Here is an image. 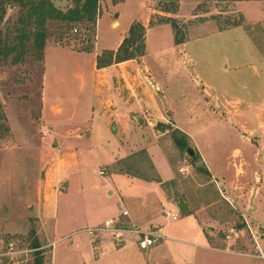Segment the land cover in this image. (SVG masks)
Masks as SVG:
<instances>
[{"label":"rangeland","instance_id":"374dc122","mask_svg":"<svg viewBox=\"0 0 264 264\" xmlns=\"http://www.w3.org/2000/svg\"><path fill=\"white\" fill-rule=\"evenodd\" d=\"M132 18L142 53L124 64L74 52L96 35L106 59ZM83 27L50 20L42 57L0 53V264H51L62 240L86 264H264V0H99ZM122 211L140 232L95 263L88 230Z\"/></svg>","mask_w":264,"mask_h":264},{"label":"trees","instance_id":"16d2710c","mask_svg":"<svg viewBox=\"0 0 264 264\" xmlns=\"http://www.w3.org/2000/svg\"><path fill=\"white\" fill-rule=\"evenodd\" d=\"M70 1L71 3L63 9L58 7L52 0H0V22L3 20L6 9L10 4L19 7V15L16 20L17 26L14 28L13 35L0 39L2 57L8 58L11 54H14V56L21 58L29 42L32 43L39 57H42L49 36L47 22L50 20L64 24L67 29L72 28L74 23H83L84 31H94L99 16V0ZM134 28V25L130 26L128 36L123 38L116 51H104L106 59H102L101 55H97L98 67L107 66L113 60L120 62L131 59L137 55L136 52L142 53L140 49L143 45L140 48L138 47L139 51L131 48L133 40L143 36V33L141 34L142 28H140V33L136 32ZM90 39L92 38L89 37ZM175 41L180 43L182 39L175 38ZM92 48V45H88L84 48V51L90 52ZM1 109L0 105V138L9 133V126L5 122V115ZM176 131H179V129H176ZM125 172L132 176L142 177L128 170ZM35 247H39V244L35 243Z\"/></svg>","mask_w":264,"mask_h":264},{"label":"crops","instance_id":"0c3cea01","mask_svg":"<svg viewBox=\"0 0 264 264\" xmlns=\"http://www.w3.org/2000/svg\"><path fill=\"white\" fill-rule=\"evenodd\" d=\"M133 19L134 18H132L129 21V23L127 24V26L125 27L123 35L119 36L118 41H117L118 46L120 45L124 36L126 35V32L128 31L130 24L133 21ZM114 23L119 24V21L117 19H114L111 23L112 26H114ZM47 50H48V46L45 49V60L47 59ZM105 50H113L114 51L115 49H105ZM74 52L78 53V54H82V53L92 54L93 57L96 58V56L98 54H100V51L98 50L97 45H96V35H95L94 47H93V50L91 52H86V51H83V52L74 51ZM126 61L127 60L120 61V62H117V64H119V65L124 64ZM106 67L107 66H103L100 68L105 69ZM122 98H123V100L125 99L124 96H122L121 99ZM117 108L118 107H114L111 110L110 114L121 117L123 114H117L115 112ZM125 113H126V111H125ZM116 176H119V175H116ZM160 178L163 179L162 176ZM144 198H141L140 200H141V203L146 204V201L142 200ZM100 211H101L100 214L103 215L104 213H106L108 211V207L104 204L103 209H101ZM126 215L129 216L128 211H127ZM94 217H96V215H93V219H94ZM115 218H118L119 220L117 222L115 221L112 228H109L107 230H102V231L98 232L96 235H92L91 236L92 238L89 236L90 240H91V247H90V252H88V253L91 254V256H92L91 260L94 261L95 263L101 262L104 260V258H107V257L119 256L122 249L125 247H128V246H124V245H121L120 247L116 246V244H115V243H117L116 239L119 242L125 241V239L123 237L125 233L140 232V230H141L137 227L138 224L140 223L139 217L137 215L133 214V216H130L129 218L125 219L126 216H123V211H122V215H115L114 217H105L103 222H101V223H99L93 227H102L104 221H106L108 219H115ZM93 227H91V228H93ZM106 231L111 232L112 233L111 236H114L115 239L110 240V239L106 238L104 235V232H106ZM157 231H159V229ZM157 235H159V234L157 233ZM52 245H53V257L51 259V264H58L59 256H60V260L62 262L61 264H86V257L88 256L86 254L87 252H84L83 250H80V251L77 250L76 249L77 246H72L71 244H68L67 242H64L63 240L59 243L53 242Z\"/></svg>","mask_w":264,"mask_h":264},{"label":"built area","instance_id":"2783aa9c","mask_svg":"<svg viewBox=\"0 0 264 264\" xmlns=\"http://www.w3.org/2000/svg\"><path fill=\"white\" fill-rule=\"evenodd\" d=\"M73 31H77L76 27H73ZM123 214L126 215L127 211H123ZM177 214H172V218H176ZM119 219L115 218V219H108L106 221H104L103 226L102 227H93L90 228L88 230L89 234L92 235H96L98 232L102 231V230H107L109 228H112L113 224L115 223V221L117 222ZM154 243L153 238H151L149 235H145L144 237L140 238L138 240V247L140 249H146L148 248L150 245H152Z\"/></svg>","mask_w":264,"mask_h":264},{"label":"water","instance_id":"95a60500","mask_svg":"<svg viewBox=\"0 0 264 264\" xmlns=\"http://www.w3.org/2000/svg\"><path fill=\"white\" fill-rule=\"evenodd\" d=\"M187 151H188L189 154H191V155L193 154V150L191 148H188ZM181 207H182V204L179 203V208H181Z\"/></svg>","mask_w":264,"mask_h":264}]
</instances>
